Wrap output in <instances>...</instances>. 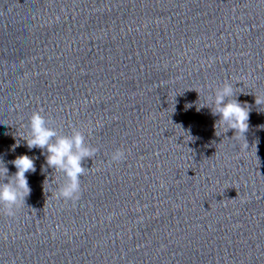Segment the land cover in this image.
I'll use <instances>...</instances> for the list:
<instances>
[{
  "label": "clouds",
  "instance_id": "1",
  "mask_svg": "<svg viewBox=\"0 0 264 264\" xmlns=\"http://www.w3.org/2000/svg\"><path fill=\"white\" fill-rule=\"evenodd\" d=\"M233 95V85L224 83L222 87H217L211 112L212 115L219 116L216 124L223 123L226 126V132L234 130L235 133L244 135L249 128L250 107L247 103L242 104L236 98L230 99ZM255 103L257 105L264 104V98L255 97ZM28 128V136L24 139L27 148L29 150L33 148L45 150L47 167L64 175L65 183L58 190L59 198L78 199L80 177L85 172L82 162L86 158H92L97 149L86 144L85 135L79 130L74 131L71 136L58 137L57 131L48 126V121L40 111H34L31 114ZM18 146L19 141L12 146V150ZM124 158V152L117 149L111 156L110 163L118 162ZM11 163L17 169L13 175H8L6 166L0 170L2 180H7L6 183L0 182V206H3L8 216H14L16 209L25 204V198L31 192L25 174L36 171L34 158L26 154L17 156Z\"/></svg>",
  "mask_w": 264,
  "mask_h": 264
}]
</instances>
